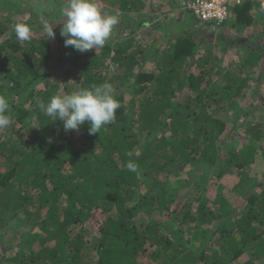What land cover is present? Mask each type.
I'll return each mask as SVG.
<instances>
[{
	"label": "trees",
	"instance_id": "trees-1",
	"mask_svg": "<svg viewBox=\"0 0 264 264\" xmlns=\"http://www.w3.org/2000/svg\"><path fill=\"white\" fill-rule=\"evenodd\" d=\"M113 3L126 19L130 12L143 11L147 5L145 0ZM252 7L251 2H246L234 8L222 26L200 24L214 29L230 21L238 23L239 29L243 25L244 28L254 23L261 25L264 17L251 13ZM2 8L17 13L22 10L13 0H0ZM30 15L24 24L37 33L33 26L39 24V16L34 12ZM10 21L0 20V94L8 98L12 119L20 129L5 139L0 135V243L3 228L15 219L23 222L15 230L36 219L39 233L33 234L31 229L23 232L16 251L12 246L1 248L0 244V264H258L264 261V189L256 193L260 186L257 180H252L245 194V211H241L243 205L231 208L222 199L220 204L215 203L214 211L200 214L202 220L214 223V228L203 234L199 250L184 236V227L198 220L192 212L194 200H184L192 190L185 198H179L176 190L170 191L177 201L174 209L165 198L154 195L161 193L156 177L164 182L166 190L170 178L188 165L206 164L191 183L196 186L203 180L202 189L208 182L206 176L214 168L217 172L213 178L219 182L224 170L239 171L249 166L253 160L250 157H254L264 138V115L259 125L252 124V130H248L245 139L249 144L243 156H237L234 151L226 158L220 155V146L231 137L228 124L249 112L246 104L240 103L250 81L238 75L241 70H228L222 87L210 86L207 67L211 56L208 54L199 62L200 44L187 36L172 45L170 52L163 53L155 62L156 67L144 71L152 60L153 47L150 45L146 51L135 35L148 24L144 19L120 43H116L119 34H113L116 39L105 44L99 54L94 50L75 53L70 48L68 53H73L71 66L77 82L73 87L65 84L63 92L69 94L79 88L110 82L121 106L114 123L102 128L100 133L89 135L87 123L79 131L65 133L63 123L44 115L37 105V98L47 103L61 92L59 83L51 88L47 85L44 91L37 90L39 85L50 81L47 70L53 53L51 43L37 45L33 39L16 41ZM54 31L62 40L59 45H63L65 38L60 35V29ZM226 47L224 44L223 49ZM111 65L113 73L108 76ZM196 66L198 73L193 72ZM251 103L259 109V101L255 99ZM229 109L233 115H226ZM128 152L133 155L129 157ZM130 160L138 164L139 175L127 170ZM146 183L148 191L136 199L134 191ZM217 187L219 193L224 189L221 184ZM154 189L159 191L154 193ZM199 197L202 200L205 195ZM157 211H167L169 219H153ZM98 213L105 215V220L97 233L91 235L86 230L87 235L80 227ZM144 220L148 223L141 222L144 227L137 230V223ZM163 228L167 234L162 232ZM213 245L210 254H206V249ZM245 255L249 258L242 262Z\"/></svg>",
	"mask_w": 264,
	"mask_h": 264
},
{
	"label": "rangeland",
	"instance_id": "rangeland-1",
	"mask_svg": "<svg viewBox=\"0 0 264 264\" xmlns=\"http://www.w3.org/2000/svg\"><path fill=\"white\" fill-rule=\"evenodd\" d=\"M13 1H15V4L19 5V7L21 6L22 10L17 13L14 10L2 8L0 9V20L2 18L11 20L9 26L14 28V26L18 23L24 24L26 23L25 21H29L31 18L30 14L32 12L36 13V15L39 16V24H34L33 27H35L37 33H35L34 30H31L30 39H33V41L35 40L34 42L37 45L50 42L53 49V53L49 61V70H47L50 73L49 84H41L37 87V90L44 91V88H46L47 85V87L51 88L55 83H59L61 88V92L59 94H65V92H63L65 84L69 87H73L77 82L76 75L71 66L73 53H68L71 47L66 48L64 46V40L62 42L63 45H59L62 41L60 37L56 36L54 40H48L43 33V25L45 23L52 24L54 25V30L62 27V25L57 24L63 23L60 10L66 0ZM145 1L147 5L143 11L130 12L125 16L127 17L126 19L119 11L118 6L114 5V0H101L102 11L110 15H116L119 18V23L114 27L111 37L105 44L110 43L112 39H116V36L113 35L115 33L119 34V39H116V43H120V41L130 37L129 32L135 29L136 24L145 19L148 21V24L143 28V30L140 32L138 31L135 34L140 39L139 44L146 51L150 45H153L151 53L152 60L146 64L144 71L149 72L152 68L156 67L155 62L160 60L163 53L170 52L172 45L187 36H190L189 39L195 38L197 43L200 44L199 51L197 52L199 62H202L206 55L209 54L211 56V63L207 67V74L211 81L210 86H216V88L220 86L222 87L224 83V75L228 72V70H232L233 72L241 70L238 75L248 77L250 81L247 90H244L243 92L244 95L241 97L240 103L242 105L246 104L245 108L249 112L246 115L243 114L240 119H235L234 121L232 120V122L228 124L229 134L231 137L227 138L223 145L220 146V155L223 158H226L230 152L234 151L237 156H243L246 147L249 144L245 139L248 130H252V124L255 126L259 125L261 122L260 118L264 115V111L260 110L262 108L264 109V101H260L261 98H264V21L261 22L262 24L260 26L254 23L253 28H244L243 31L238 30L241 34L237 37L233 30H226L222 28L214 29L213 27L207 28L206 26L201 25L200 23L202 22L189 14L186 7L188 1ZM53 14L58 15V17H55ZM127 20L130 22H126ZM242 27H244V25ZM206 37H209V40ZM218 39L220 41L219 43ZM16 41L20 43L24 42L17 39V37ZM224 44L227 45V49H223ZM101 49L102 48L93 50L99 54ZM74 51L75 53L77 52L76 50ZM214 58H217V61H214ZM110 68L108 76L113 73V66L111 65ZM196 68L198 67L196 66L193 69V72L196 71L198 73ZM255 99L260 103L259 109L258 106L256 107V105L251 103V101ZM126 100L128 102L130 97L127 96ZM226 113V115H233V110L229 109ZM253 118H255V120H253ZM33 120L35 122V119ZM12 121L11 127L0 130L2 138L5 139L12 133L19 131L20 125L14 122L13 119ZM262 125L264 127V121ZM259 146L260 147L256 149L254 157H250L253 160L250 161L249 166L239 171L224 170L225 172L219 182H217V179L213 178L217 169H212V171L206 176L207 180H205L208 182L205 189H202L204 185L203 180H200L196 186L191 184L194 175L202 173L203 169H205L206 164L204 163H198L193 167L190 165L186 166L184 170L170 178V186L166 190L163 189L164 182H162V180L160 181V179L156 177V180L159 182L158 188L161 190V193L154 195L155 197L165 198L168 204L169 202L172 203L174 205L172 209L176 207L175 205H177V201L175 202V198L173 199V197H171L172 192L170 191L176 190V194L179 198H181L186 196V194L192 190L190 195L186 196L187 199L184 200L187 202L194 200L192 212L198 216V220L196 223L184 227L186 230L184 236L190 239L191 246L195 247L196 250H199L201 247L200 245L203 242V234L212 231L214 228V223L210 224L207 220H202L201 215H203L204 212L214 211L217 208L215 203L220 204L222 199L227 200L230 204L228 207L230 206L231 208H241L243 205L241 211H245L247 209V203L244 205L243 200L247 198V195L245 194L248 192L247 189L250 187L252 180H257L256 183H260V186L255 189L257 194L264 189V155L262 154L264 151V138ZM244 177H247V179L244 180L243 184L239 185L240 181L244 179ZM218 184L224 186V189L220 193L217 187ZM197 186L199 188H197ZM236 186L240 188L235 189ZM140 188L142 189L134 191V197L136 199H138L140 195L143 196L148 191V183ZM156 191L159 190L154 189V193H156ZM201 194L205 195V197H203L202 200H198L200 198L199 196L202 197ZM181 204H183V202ZM166 212L167 211H157L154 216L152 215V217L153 219H169L167 218ZM104 220L105 215L98 213L91 221L86 220L80 228L85 230L86 234V230H88L92 235V233H97L98 227ZM19 221L15 219L11 224L8 223V225L3 228L4 230L1 232V248H8L12 246V250L16 251V244L19 243L20 235L23 232L25 233L31 229L33 234L39 233V228L35 224L37 222L36 219L32 222L21 225L20 229L15 230L18 228L17 226L19 224L23 223H18ZM141 222L144 224L148 223L145 220L140 221L136 225L137 230L143 229L144 226L141 225ZM151 223L153 224V222ZM162 230L164 234H167V229L165 230L163 228ZM172 241H174V239H172ZM216 246L218 247V244ZM213 247L215 246H209L205 253L210 254V249ZM1 248L0 252H2ZM187 251L189 250L185 249V252ZM248 258L249 255H245L242 262H245ZM258 264H264V261H259Z\"/></svg>",
	"mask_w": 264,
	"mask_h": 264
},
{
	"label": "clouds",
	"instance_id": "clouds-1",
	"mask_svg": "<svg viewBox=\"0 0 264 264\" xmlns=\"http://www.w3.org/2000/svg\"><path fill=\"white\" fill-rule=\"evenodd\" d=\"M60 15L63 23L57 25H62L60 35L65 38L64 46L80 53L102 48L119 23L118 16L102 11L101 0H66ZM14 31L17 39H30V25L18 23L14 26ZM43 33L48 40L56 37L54 25L49 23L43 25ZM37 105L44 115L55 122H62L65 133L79 131L87 123L89 135L100 133L102 128L114 123L117 109L121 106L110 82L79 88L69 94H57L47 103L37 98ZM12 122L9 100L4 94H0V130L8 129ZM127 155L131 157L133 153L128 152ZM126 168L140 174L138 164L131 160Z\"/></svg>",
	"mask_w": 264,
	"mask_h": 264
},
{
	"label": "built area",
	"instance_id": "built-area-1",
	"mask_svg": "<svg viewBox=\"0 0 264 264\" xmlns=\"http://www.w3.org/2000/svg\"><path fill=\"white\" fill-rule=\"evenodd\" d=\"M246 2L253 4V11L264 17V0H188L187 10L202 23L222 26L231 17L234 8Z\"/></svg>",
	"mask_w": 264,
	"mask_h": 264
},
{
	"label": "crops",
	"instance_id": "crops-1",
	"mask_svg": "<svg viewBox=\"0 0 264 264\" xmlns=\"http://www.w3.org/2000/svg\"><path fill=\"white\" fill-rule=\"evenodd\" d=\"M186 2L188 1V0H185ZM251 13H253L254 14V11H253V7H252V9H251ZM234 18H232L231 20H233ZM235 20V19H234ZM253 26L254 25H252V26H246V29H250V28H253ZM258 26H260V25H258ZM222 29H226V30H233L234 32H235V34H236V36L238 37L240 34H241V32H239L240 30H242L243 31V29H244V27L242 28V29H239L238 28V23L237 24H235L234 22H228L227 23V25H225L224 27H222ZM246 29H245V31H246ZM239 30V31H238Z\"/></svg>",
	"mask_w": 264,
	"mask_h": 264
}]
</instances>
